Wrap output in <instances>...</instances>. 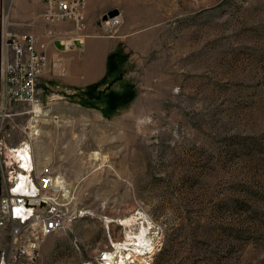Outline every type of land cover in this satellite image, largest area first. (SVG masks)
<instances>
[{"label":"rangeland","instance_id":"374dc122","mask_svg":"<svg viewBox=\"0 0 264 264\" xmlns=\"http://www.w3.org/2000/svg\"><path fill=\"white\" fill-rule=\"evenodd\" d=\"M85 2L104 77L41 80V117L2 127L8 154L36 130L34 164L71 189L35 264H264V0ZM47 3L1 0L0 29L45 42ZM71 60L48 82L97 80L86 51ZM9 230L2 217L0 251Z\"/></svg>","mask_w":264,"mask_h":264},{"label":"built area","instance_id":"2783aa9c","mask_svg":"<svg viewBox=\"0 0 264 264\" xmlns=\"http://www.w3.org/2000/svg\"><path fill=\"white\" fill-rule=\"evenodd\" d=\"M85 7V0H48L43 16L51 24L71 21L77 31H82ZM46 35L52 39L53 31L47 29ZM51 43L52 40L42 42L33 33H13L4 25L0 29V170L5 185L0 197V219L5 217L10 223L0 264H35L43 237L63 230L62 211L71 202V189L62 176L50 168L36 169L31 139L37 131L30 130L10 154L5 151L2 132L3 123L12 116L31 114L30 121L34 122L41 117L40 82L61 67L49 63L47 49ZM64 71L62 68V75ZM16 105L27 106L28 110L16 113ZM20 152H24L25 163Z\"/></svg>","mask_w":264,"mask_h":264},{"label":"crops","instance_id":"0c3cea01","mask_svg":"<svg viewBox=\"0 0 264 264\" xmlns=\"http://www.w3.org/2000/svg\"><path fill=\"white\" fill-rule=\"evenodd\" d=\"M50 29L53 31L52 39L48 38V35L45 36L46 30ZM44 31L45 42L52 40V43L47 49V55L49 63L56 61H68L73 63L76 55L82 50L86 51L88 57H90V63L87 61L83 64V69L87 72V76L97 75V80L88 81L83 83L82 79H76V77H70L69 79H64L61 81H50L52 77L45 75L42 79L44 81L43 87L41 89L44 91H49L48 87H59L66 86L72 89V93L83 89L84 87L93 84L94 82L101 80L106 73V64L108 55L111 53L110 48H108L109 42L106 39L98 38L97 35H92V29L87 22H85V27L82 31H77L74 24L68 21H58L52 23L50 27L46 28ZM70 52V53H69ZM70 75V74H69ZM88 79V78H87ZM52 95V94H51ZM36 169L40 170L41 168L37 167ZM50 166V165H48Z\"/></svg>","mask_w":264,"mask_h":264},{"label":"bare ground","instance_id":"6f19581e","mask_svg":"<svg viewBox=\"0 0 264 264\" xmlns=\"http://www.w3.org/2000/svg\"><path fill=\"white\" fill-rule=\"evenodd\" d=\"M7 152V151H6ZM8 152H9V154H10V150H8ZM24 152H20V158H23V161H24V163L26 162L25 160H26V158H25V155L23 154ZM124 222V221H123ZM122 222V223H123ZM108 257H107V260L108 261H111V260H113V257H111L110 255H107ZM121 257V260H123V256L121 255L120 256Z\"/></svg>","mask_w":264,"mask_h":264},{"label":"trees","instance_id":"16d2710c","mask_svg":"<svg viewBox=\"0 0 264 264\" xmlns=\"http://www.w3.org/2000/svg\"><path fill=\"white\" fill-rule=\"evenodd\" d=\"M113 57H109V60H108V63H111V60H112ZM96 86V85H95Z\"/></svg>","mask_w":264,"mask_h":264},{"label":"flooded vegetation","instance_id":"af4514ba","mask_svg":"<svg viewBox=\"0 0 264 264\" xmlns=\"http://www.w3.org/2000/svg\"><path fill=\"white\" fill-rule=\"evenodd\" d=\"M0 5H1V0H0Z\"/></svg>","mask_w":264,"mask_h":264}]
</instances>
